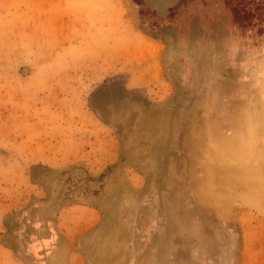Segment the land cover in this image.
<instances>
[{
    "label": "rangeland",
    "instance_id": "rangeland-1",
    "mask_svg": "<svg viewBox=\"0 0 264 264\" xmlns=\"http://www.w3.org/2000/svg\"><path fill=\"white\" fill-rule=\"evenodd\" d=\"M144 1L0 0V264H264V0Z\"/></svg>",
    "mask_w": 264,
    "mask_h": 264
},
{
    "label": "crops",
    "instance_id": "crops-1",
    "mask_svg": "<svg viewBox=\"0 0 264 264\" xmlns=\"http://www.w3.org/2000/svg\"><path fill=\"white\" fill-rule=\"evenodd\" d=\"M151 1H154V0H145L144 3L149 4V2ZM196 215H197L196 220L206 221V224H204L203 229L207 237L203 238V236H201L200 238L201 246H199V248L197 249V259H194L192 257V254L189 250H185L186 253H185V256L182 257V261H183V258H187L188 264H230L229 263L230 245H229V241L226 240L225 238L226 237L225 235H228L226 232L228 225H224L225 223H223L221 224L223 225V227L221 226L216 227L215 225H211V223H208L209 221L216 220L215 212H212V211L210 212L204 208H202V211L199 209L198 214L196 213ZM212 233L214 235L221 236V238L219 239V244L216 248L214 247L212 250L207 251V249H209L208 245L210 244V240H208L207 238H209L208 236L212 235ZM204 244L207 247H204ZM187 252H189L188 255H187Z\"/></svg>",
    "mask_w": 264,
    "mask_h": 264
}]
</instances>
